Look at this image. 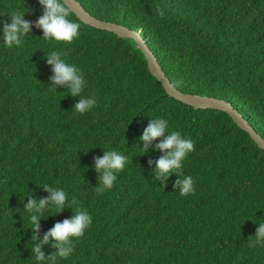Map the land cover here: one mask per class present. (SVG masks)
<instances>
[{
	"label": "trees",
	"instance_id": "16d2710c",
	"mask_svg": "<svg viewBox=\"0 0 264 264\" xmlns=\"http://www.w3.org/2000/svg\"><path fill=\"white\" fill-rule=\"evenodd\" d=\"M77 1L98 19L139 31L177 89L227 101L264 138V0ZM27 9L33 27L20 47H5L0 32V264H34L24 205L47 198L45 184L92 216L75 254L56 264H264V249L248 247L264 222V150L250 134L224 111L170 97L135 40L71 10L81 25L71 44L43 39L39 0H0V20ZM52 50L84 73L81 95L97 100L90 112L74 110L80 97L66 87L49 89ZM151 117L193 140L182 170L196 181L194 195H179L175 174L164 185L155 179L159 140L146 154L138 144ZM104 149L122 150L129 161L113 188L97 195L94 163ZM73 211L46 213L37 236ZM52 243L45 255L56 252Z\"/></svg>",
	"mask_w": 264,
	"mask_h": 264
},
{
	"label": "clouds",
	"instance_id": "9594fccd",
	"mask_svg": "<svg viewBox=\"0 0 264 264\" xmlns=\"http://www.w3.org/2000/svg\"><path fill=\"white\" fill-rule=\"evenodd\" d=\"M43 8V13L35 22V26L42 30L44 40H54L57 42L73 43L80 36V23L69 19L71 14L69 7L64 0H39ZM26 11H12L6 14L10 18L0 20V32H2V43L7 48L20 47L26 36L33 27L31 21L25 20ZM156 13L163 17L164 11L158 6ZM5 15V14H0ZM47 63L52 66L53 76L51 77L50 90L57 91L58 86L66 87L67 95L80 97L74 105V110L83 115L90 112L97 106L94 95L82 96L87 85L85 75L74 63L66 59V54L52 50L46 55ZM162 138V139H160ZM159 140L153 146V151L158 150L162 155L155 161L154 176L162 185L166 184L168 178L175 174L178 179L173 185L174 189L179 188V195L187 197L194 195L196 181L190 175L183 173V161L195 150L194 142L181 131H170L169 121L163 117H151L142 135L139 137V147L146 154L152 142ZM142 145V146H141ZM129 157L124 155L122 150L104 149L102 158H95L94 168L99 174L98 186L94 187L97 195H102L113 188L117 181L118 174L127 166ZM152 163L151 161L149 162ZM49 192L47 198L28 199L24 205L25 211L30 213L27 218L33 231V245L30 248L34 264H56L57 258L68 260L75 254V242L84 236L87 229L92 224V216L86 209L78 206L75 198L69 199V194L60 187H53L45 184L42 187ZM23 195H27L24 193ZM66 208H73L74 215L66 218L55 225L42 237H38L40 220L45 219L46 213L53 210L59 214ZM55 214V215H56ZM49 216H54L48 214ZM46 218V219H47ZM257 227L254 235L248 239L249 248L264 249V222L256 223ZM39 240V243L37 241ZM52 241V247L56 252L52 255H45L43 245Z\"/></svg>",
	"mask_w": 264,
	"mask_h": 264
},
{
	"label": "water",
	"instance_id": "95a60500",
	"mask_svg": "<svg viewBox=\"0 0 264 264\" xmlns=\"http://www.w3.org/2000/svg\"><path fill=\"white\" fill-rule=\"evenodd\" d=\"M64 2L83 23L100 30L112 32L121 38L135 40L138 44V48L144 52L147 58L151 73L163 84L170 97L175 98L186 105L192 106L195 109H213L228 113L236 124L249 133L257 145L264 150V138L251 126L248 120H246L244 116L233 107L232 104L216 97L187 94L177 89L167 77L162 66L159 64L157 57L151 51L139 31L131 30L118 23L98 19L91 15L83 7L82 3L77 0H64Z\"/></svg>",
	"mask_w": 264,
	"mask_h": 264
}]
</instances>
